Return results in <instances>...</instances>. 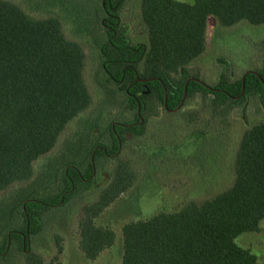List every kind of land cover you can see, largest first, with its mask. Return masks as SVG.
Returning a JSON list of instances; mask_svg holds the SVG:
<instances>
[{"label": "trees", "instance_id": "1", "mask_svg": "<svg viewBox=\"0 0 264 264\" xmlns=\"http://www.w3.org/2000/svg\"><path fill=\"white\" fill-rule=\"evenodd\" d=\"M95 1L98 13L90 33L98 40L102 72L124 98L123 108L107 126L97 119L88 122L83 147L69 149L63 159L66 165L56 176L60 185L49 186V170L39 188L22 189L0 205V262L22 255L24 264H63L62 233L49 235L51 257H44L33 240L43 232L47 214L64 210L77 192L96 185L103 171L109 177L97 200L83 209L77 242L89 261L111 248L115 232L96 220L135 184V171L118 158L125 135L143 137L159 106L177 113L199 97L214 118L241 109L262 120L244 131L227 189L177 212L122 225L121 264H257L235 240L260 231L264 220V43L262 67L238 79L226 74V60H220L211 86L189 68L205 51L210 17L223 28L241 21L264 25V0H139L145 33L135 38L121 18L130 0ZM84 65L83 48L66 38L58 18H33L0 0V192L29 181L32 163L50 152L65 126L91 105ZM100 160L114 167L106 171Z\"/></svg>", "mask_w": 264, "mask_h": 264}, {"label": "rangeland", "instance_id": "2", "mask_svg": "<svg viewBox=\"0 0 264 264\" xmlns=\"http://www.w3.org/2000/svg\"><path fill=\"white\" fill-rule=\"evenodd\" d=\"M3 1L15 4L33 18L56 17L60 20L66 38L77 42L84 50L83 79L91 96V105L65 126L50 152L32 163L33 176L29 181L15 183L0 192V205L22 189L39 188L49 170L53 172V181L49 186L60 185L56 176L66 165L63 159L68 157L69 149L83 147L81 141L88 122L97 119L104 126L109 125L122 110L124 99L102 72L98 40L90 33L92 21L96 20L98 13L95 0ZM121 18L127 24L130 37L144 36V29L138 20L139 0L127 2ZM205 40L204 53L193 61L189 70L207 85L217 81L220 60L227 61L230 69L226 74L236 79L263 65L264 25L255 26L241 21L233 27L223 28L215 18L210 17ZM254 110L250 108V111ZM156 111L155 117L148 118L146 134L141 138L125 135L119 151L118 158L128 162L136 173L134 186L96 220L98 226L115 232L113 246L103 251L96 260L89 261L79 250L77 242L83 209L97 200L98 188L109 177L103 171L94 181L96 185L77 192L64 210L59 209L44 217L43 232L33 240L44 257L53 256L52 243L47 240L51 233L58 230L64 240L63 264H121L122 225L131 220H147L158 212H177L188 203H201L227 189L234 179L235 154L244 131L249 124L262 120L254 118L252 112L246 117L241 109L223 116L225 119L221 116L214 118L199 97L193 98L182 111L174 114L163 111L160 106ZM190 115L192 121L189 120ZM251 116L253 119H250ZM92 133L97 136L95 130ZM100 161H103L106 171L114 167L110 160ZM259 227L260 231L241 234L235 242L249 250L256 257L257 264H264V220ZM0 264H24V258L20 255L9 263Z\"/></svg>", "mask_w": 264, "mask_h": 264}]
</instances>
